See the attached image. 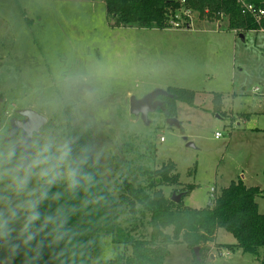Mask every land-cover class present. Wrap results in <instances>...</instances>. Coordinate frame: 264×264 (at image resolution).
I'll use <instances>...</instances> for the list:
<instances>
[{"label": "clouds", "instance_id": "1", "mask_svg": "<svg viewBox=\"0 0 264 264\" xmlns=\"http://www.w3.org/2000/svg\"><path fill=\"white\" fill-rule=\"evenodd\" d=\"M61 8L22 0L0 14V264H116L121 253L112 225L131 171L125 156L148 113L116 123L108 97L155 69L71 38L62 56L20 60L27 19Z\"/></svg>", "mask_w": 264, "mask_h": 264}, {"label": "rangeland", "instance_id": "2", "mask_svg": "<svg viewBox=\"0 0 264 264\" xmlns=\"http://www.w3.org/2000/svg\"><path fill=\"white\" fill-rule=\"evenodd\" d=\"M21 2L0 0V14L6 5ZM52 2L62 6L60 13L27 19L29 35L18 58L36 61L62 56L71 38L84 44L85 52L99 56L109 51L128 53L144 69H155L122 79L113 87L108 103L116 123L131 115L130 97L140 99L155 89L192 91L190 105L181 101L168 104L179 128L167 125L164 107L148 113L145 122L140 120L138 133L129 137L128 142L136 149L129 160L149 169L174 164L179 184L161 190L170 198L172 193L193 186L183 196V206L204 208L221 189L240 180L246 187L261 191L256 203L258 212L264 214V29L227 31L225 18L217 22L199 20L194 11L183 10L176 12L177 28L113 27L101 0ZM186 22L188 27L183 26ZM4 42L0 33V45ZM215 133L221 137L215 138ZM136 180L146 183L141 173H136ZM141 218L137 235L147 239V217ZM124 219L121 225L133 223ZM164 232L171 234V229ZM234 242L232 235L218 229L214 243L202 253V263L260 264L261 248L258 258L217 246ZM124 253L129 254V248ZM193 261V252L178 243L168 247L162 264Z\"/></svg>", "mask_w": 264, "mask_h": 264}, {"label": "trees", "instance_id": "3", "mask_svg": "<svg viewBox=\"0 0 264 264\" xmlns=\"http://www.w3.org/2000/svg\"><path fill=\"white\" fill-rule=\"evenodd\" d=\"M106 17L113 27H137L141 29L164 30L172 26L176 12L194 11L199 20L225 18L227 31H257L264 29V14L258 22L244 10V4H251L256 10H264V0H101ZM189 26V22L183 24ZM222 29V27H219ZM171 98H159L164 102L166 117H173L169 103L181 101L191 104L192 91L180 88L167 90ZM215 101L214 103H216ZM217 104V103H216ZM174 107V106H173ZM170 108V107H169ZM264 133V131H262ZM133 143L128 142L125 159L131 165L128 179L118 194L119 214L112 225L122 253L116 264H162L170 245L183 243L193 252L198 248V260L193 264H203L202 253L208 244H213L218 229L232 235L234 244L221 245L228 251H241L243 254L258 257V249L263 250L259 259L264 264V214L258 212L256 198L261 191L257 187H246L242 181L231 182L210 200L211 205L193 209L183 206L182 199L173 203L164 196L161 187L177 186L179 177L175 165L164 163L158 169L136 166L129 160L135 153ZM136 173L145 176L146 183L136 180ZM193 190L187 186L179 193L186 195ZM147 217L149 237L137 235V223ZM132 220L128 226L121 225ZM143 224V221L140 225ZM171 229V234L164 231ZM129 248V254L124 251ZM259 258V257H258Z\"/></svg>", "mask_w": 264, "mask_h": 264}, {"label": "water", "instance_id": "4", "mask_svg": "<svg viewBox=\"0 0 264 264\" xmlns=\"http://www.w3.org/2000/svg\"><path fill=\"white\" fill-rule=\"evenodd\" d=\"M172 95H170L169 93H167V91L161 90V89H155L147 94H145L143 97H141L140 99H136L134 97H130L129 100V112L130 114H134L137 110L141 109V108H146L147 109V113H151L156 109H162L164 107V102L158 100V98H171ZM2 101H0L1 103ZM166 114V112H165ZM148 115V114H147ZM147 119L146 117H143L141 120L143 122H145ZM13 126V128H15V121H11L10 122ZM166 123L168 126L170 127H180L179 122L173 118V117H168L166 119ZM188 147H192V145L190 143L187 144ZM184 194L183 193H172V195L170 196V201L173 203H178L182 198H183ZM211 203L208 202L207 206H210ZM198 252L199 249L198 248H194L193 249V255L195 256V258L198 260Z\"/></svg>", "mask_w": 264, "mask_h": 264}, {"label": "built area", "instance_id": "5", "mask_svg": "<svg viewBox=\"0 0 264 264\" xmlns=\"http://www.w3.org/2000/svg\"><path fill=\"white\" fill-rule=\"evenodd\" d=\"M242 6H243V8H244V10L246 11V12H248L254 19H255V21L256 22H258L259 21V19L263 16V14H264V10H256L251 4H244L243 2H242ZM187 13V12H186ZM178 21L176 20V21H174V22H172V26L174 27V28H177V27H179V24L177 23ZM221 137V135L219 134V133H215V138H220ZM163 139L162 138H160V141H162Z\"/></svg>", "mask_w": 264, "mask_h": 264}, {"label": "flooded vegetation", "instance_id": "6", "mask_svg": "<svg viewBox=\"0 0 264 264\" xmlns=\"http://www.w3.org/2000/svg\"><path fill=\"white\" fill-rule=\"evenodd\" d=\"M158 100H160L159 98H158ZM161 101V100H160Z\"/></svg>", "mask_w": 264, "mask_h": 264}]
</instances>
